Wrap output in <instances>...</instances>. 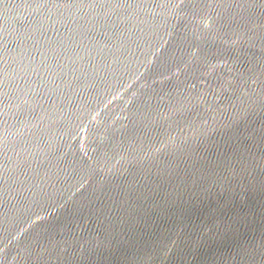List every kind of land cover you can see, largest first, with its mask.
I'll return each mask as SVG.
<instances>
[{
    "label": "water",
    "instance_id": "water-1",
    "mask_svg": "<svg viewBox=\"0 0 264 264\" xmlns=\"http://www.w3.org/2000/svg\"><path fill=\"white\" fill-rule=\"evenodd\" d=\"M264 81V0H0V264H223Z\"/></svg>",
    "mask_w": 264,
    "mask_h": 264
}]
</instances>
